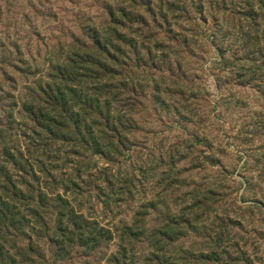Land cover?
I'll return each mask as SVG.
<instances>
[{
	"label": "rangeland",
	"instance_id": "374dc122",
	"mask_svg": "<svg viewBox=\"0 0 264 264\" xmlns=\"http://www.w3.org/2000/svg\"><path fill=\"white\" fill-rule=\"evenodd\" d=\"M222 1L224 8L220 0H151L165 20L162 33L146 36L142 18L156 29L144 13L150 0H137L138 7L129 0H0V132H7L9 146L30 126L23 104L96 31L112 41L117 20L124 27L119 48L133 64L140 60L132 50L140 52L150 66V74L139 72L135 80L131 63L120 59L122 86L133 83L145 96H133L135 107L125 109L130 122L121 156L115 163L102 156L63 161L62 153L56 163L62 175L80 165L81 179L64 183L68 192L58 189L63 202L45 200L50 226L73 209L95 224L101 247L74 248L60 259L34 238L31 250L43 254L41 263L105 264L126 245L128 264H143V232L177 217L196 221L174 227L182 237L166 245L168 264H264V91L258 77L242 71L247 63L227 57L245 37L264 36V21L261 11L251 17L243 9L256 26L244 20L242 28L240 0ZM128 230L134 239H126ZM29 244L25 239L20 247Z\"/></svg>",
	"mask_w": 264,
	"mask_h": 264
},
{
	"label": "trees",
	"instance_id": "16d2710c",
	"mask_svg": "<svg viewBox=\"0 0 264 264\" xmlns=\"http://www.w3.org/2000/svg\"><path fill=\"white\" fill-rule=\"evenodd\" d=\"M129 1L132 6L138 7L137 0ZM225 2L220 0L219 4L224 8ZM238 4L241 6L236 15L242 28L244 20L248 22V26H256L243 15V9L250 11L251 17L255 11H261V20L264 21V0H240ZM111 13V17H114L111 19L115 21L117 12ZM144 13L155 20L151 22L156 27L151 29L146 19L142 18L141 26L149 32L146 36L151 35L153 30L157 34L162 33L159 21L165 20L162 17L163 11H154L150 0V7ZM114 25L117 31L112 41H107L105 33L102 37L96 31L95 39L87 38L89 43L82 46L83 50L67 58L65 64L48 76V82L33 94L32 100L23 104V113L30 126L25 127L26 132L18 136L13 142L14 146H9L11 142L7 140V132H0V264L46 262L43 254L31 250L34 238L35 241L43 242L44 246H50L51 254L54 248V257L60 259L67 257L74 248L92 251L93 248L101 247V234L93 228L92 225L95 224L84 219L82 213H76L72 209L62 220H58L54 228L49 225L51 220L46 221L49 213L43 211L45 200L49 196L55 197L51 201L63 202L61 195L56 192L59 188L64 192L69 191L68 187L63 186L64 183L75 186V180L81 179L80 165L73 175H62V169L56 165L62 153L65 157H62L63 161L102 156L115 163V158L120 157L121 151L125 150L124 134L127 133L126 126L130 122L124 116L125 109L135 107L132 102L136 103L137 100L133 96H145L140 91L136 92L133 83L131 87L122 86L120 59H127L131 63L133 67L130 73L135 80L139 72L142 75L150 74V66L140 58V52L135 54V50H132L131 54L132 58L140 60V64H133V60L122 52L118 32L124 27L117 20ZM145 38L147 41L148 37ZM216 40L217 37L212 38L213 45ZM259 45L264 46V36L254 39L245 37L242 47L227 50V57L247 63L248 65L242 66L246 67L242 71L250 74L249 77H258L255 78V81L259 79L257 89L264 91V50L257 48ZM147 46L146 42L142 49L150 56L153 48L150 50ZM217 48L222 55L223 50L219 45H216ZM252 48L256 50L253 51ZM57 174L65 176L67 180L60 181ZM195 221L167 217L157 230L143 232L141 239L147 244L143 264H168L170 259H164L166 245L182 237V234L172 232L174 227H190ZM26 229L31 232L32 237L27 235ZM101 231L105 232L103 229ZM107 234L109 236L110 233ZM111 237L110 235L109 239ZM125 237L135 238L131 230H128ZM25 239L30 244L27 249H21L20 245ZM118 250L116 255L105 260V264H128L129 251L126 245Z\"/></svg>",
	"mask_w": 264,
	"mask_h": 264
}]
</instances>
